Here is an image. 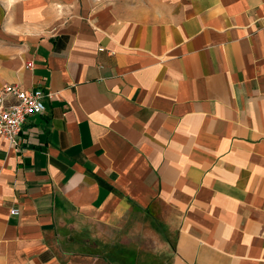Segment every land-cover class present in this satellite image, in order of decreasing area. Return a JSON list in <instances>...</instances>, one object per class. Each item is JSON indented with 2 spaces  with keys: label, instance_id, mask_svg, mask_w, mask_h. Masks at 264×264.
<instances>
[{
  "label": "crops",
  "instance_id": "crops-1",
  "mask_svg": "<svg viewBox=\"0 0 264 264\" xmlns=\"http://www.w3.org/2000/svg\"><path fill=\"white\" fill-rule=\"evenodd\" d=\"M7 83L0 264H264V0H10Z\"/></svg>",
  "mask_w": 264,
  "mask_h": 264
},
{
  "label": "built area",
  "instance_id": "built-area-1",
  "mask_svg": "<svg viewBox=\"0 0 264 264\" xmlns=\"http://www.w3.org/2000/svg\"><path fill=\"white\" fill-rule=\"evenodd\" d=\"M6 94L12 95L14 100L5 103ZM44 95L51 96L53 91L39 86L24 88L18 83L5 84L0 92V137L17 144L27 117L45 111ZM11 211L19 213L20 208L13 206Z\"/></svg>",
  "mask_w": 264,
  "mask_h": 264
},
{
  "label": "rangeland",
  "instance_id": "rangeland-1",
  "mask_svg": "<svg viewBox=\"0 0 264 264\" xmlns=\"http://www.w3.org/2000/svg\"><path fill=\"white\" fill-rule=\"evenodd\" d=\"M7 1H10V0H0V7H3L4 3L7 2Z\"/></svg>",
  "mask_w": 264,
  "mask_h": 264
}]
</instances>
